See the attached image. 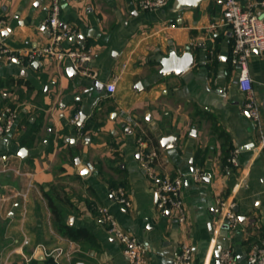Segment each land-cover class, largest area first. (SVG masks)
<instances>
[{"label":"crops","instance_id":"crops-1","mask_svg":"<svg viewBox=\"0 0 264 264\" xmlns=\"http://www.w3.org/2000/svg\"><path fill=\"white\" fill-rule=\"evenodd\" d=\"M178 1L143 11L140 0H67L61 29L73 35L61 48L91 52L88 77L70 76L67 61L43 58L34 68L23 59L0 62V113L9 108L16 116L12 133L0 136L1 264H73L80 255L75 264H129L100 208L147 246L149 264H173L184 243L193 264H219L223 250L237 264H256L249 255L264 232V55L249 64L260 105L256 125L243 112L239 70L230 62L233 35L212 28L221 4L204 0L177 11ZM239 1L258 6L264 18V0ZM50 6L51 0H0V44L16 54L48 46ZM187 52L191 69L161 74L166 58ZM141 137L144 152L158 154V177L182 179L186 223L158 210L156 183L141 166ZM166 141L173 145L165 148ZM119 188L129 208L114 198ZM218 201L235 204V226L214 213ZM60 224L88 239H69ZM56 249L64 253L58 260Z\"/></svg>","mask_w":264,"mask_h":264},{"label":"built area","instance_id":"built-area-1","mask_svg":"<svg viewBox=\"0 0 264 264\" xmlns=\"http://www.w3.org/2000/svg\"><path fill=\"white\" fill-rule=\"evenodd\" d=\"M66 1L51 0L50 15L45 22L46 32L50 40L48 46L25 54H16L8 47L0 44V62H19L23 59L32 63L43 58H49L57 62L67 61L77 73L86 77L90 76L91 74L87 67L92 60L90 51L85 48L76 50H63L61 48V44L73 35V31L61 29V12ZM168 3V0H140V7L143 11H155L166 8ZM221 6V15L212 24V28L227 27L233 35L234 43L230 62L232 66L237 67L239 70L238 86L245 96L243 112L256 125H260V105L255 98L249 64L255 53L264 55L263 13L258 6L250 5L244 7L239 0H226ZM115 82L116 80L107 85L109 94H114ZM15 119L14 112L9 108L0 113V136H7L12 133ZM78 121L79 116H76L73 123L76 124ZM139 146L142 152L141 166L148 178L156 183L158 210L170 209L176 214L178 222L181 224L186 223V208L181 198L182 179H171L169 176L159 178L155 169L156 159L158 158L157 152L155 150L144 152L145 146L142 137L139 139ZM261 152L264 154V140ZM230 163L234 166L238 165L237 157L231 158ZM88 169L90 171L94 170L91 164H88ZM195 178L197 180L200 177L196 174ZM112 194L116 201L125 208L131 206L124 189L119 188ZM234 209V203L228 204L226 201H218L214 207V213L223 223L235 226L238 223V216ZM98 211L102 220L108 225V233L122 246L123 254L127 257L129 264H149L147 246L124 230L107 208H100ZM24 244L28 245L29 240L26 239ZM52 254L55 256V260L64 255L62 249H56ZM193 259L192 248L184 243L181 245L180 252L174 258L173 264H193ZM249 259L256 264H264V232L261 244L253 248ZM29 263V258H24L22 264ZM220 264H237L234 254L230 250H223L220 255Z\"/></svg>","mask_w":264,"mask_h":264},{"label":"water","instance_id":"water-1","mask_svg":"<svg viewBox=\"0 0 264 264\" xmlns=\"http://www.w3.org/2000/svg\"><path fill=\"white\" fill-rule=\"evenodd\" d=\"M203 1L204 0H179L175 4V9L177 11L192 9V8L197 7ZM216 1H218L219 4H223L226 0H216ZM6 33L7 32H5V34ZM74 40H80L79 36L74 38ZM255 54H257V53H255ZM193 64H194V57L191 53L187 52L183 56H177V55L173 54V55H170V57L166 58L162 62L161 74L163 76H171V75L180 76V75L184 74L186 71H188L189 69H191ZM37 66H38L37 62H34L32 64L33 68L37 67ZM68 72H69L70 76L71 75H73V76L77 75V72L74 71L72 67L68 69ZM102 87H103L102 85H99V88H102ZM171 145H173L172 141H166L163 144V146L165 148H168ZM251 148H254V146H251ZM246 149H250V148H246Z\"/></svg>","mask_w":264,"mask_h":264},{"label":"trees","instance_id":"trees-1","mask_svg":"<svg viewBox=\"0 0 264 264\" xmlns=\"http://www.w3.org/2000/svg\"><path fill=\"white\" fill-rule=\"evenodd\" d=\"M149 137L151 138L154 146H158V142L156 141V139L150 135H149ZM54 213H57L56 209L54 210ZM59 230L61 232H63L64 235H66L69 239H71L73 241H80L81 239H88V235H89L84 230H75L73 228L63 226L62 224H60ZM83 258H84V256L80 255L78 258L73 260V264H75L77 261H79L80 259H83Z\"/></svg>","mask_w":264,"mask_h":264}]
</instances>
